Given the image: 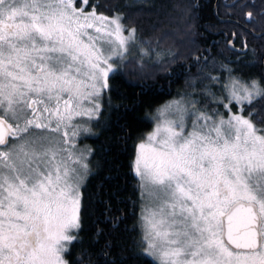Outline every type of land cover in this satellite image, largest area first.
<instances>
[{
    "label": "snow or ice",
    "instance_id": "6c2138e0",
    "mask_svg": "<svg viewBox=\"0 0 264 264\" xmlns=\"http://www.w3.org/2000/svg\"><path fill=\"white\" fill-rule=\"evenodd\" d=\"M179 6L194 46L185 56L152 23L156 0H139L148 29L98 0H0V264H264V62L237 51L244 36L247 52L246 27L223 50L202 47L199 0ZM223 7L243 25L264 20V0L258 12L249 0ZM177 70L180 100L156 110L174 107V118L137 138L128 165L134 191L152 198L132 228L139 238L119 242L129 216L114 196L96 238L81 237L84 189L101 162L80 140L118 125L117 78L132 77L136 97Z\"/></svg>",
    "mask_w": 264,
    "mask_h": 264
},
{
    "label": "trees",
    "instance_id": "16d2710c",
    "mask_svg": "<svg viewBox=\"0 0 264 264\" xmlns=\"http://www.w3.org/2000/svg\"><path fill=\"white\" fill-rule=\"evenodd\" d=\"M100 1L101 3L106 2L118 5L127 14H129V10L134 11L133 18H129L130 22H135L138 26L145 29L149 28L148 19L138 11L139 0L133 3H129L127 0ZM215 1L199 0L201 10L197 13L199 19L195 21L197 25L196 33L194 34L196 42L202 47L212 42H219L217 47L223 50L225 42L233 39L232 33L240 32L242 28L246 27L249 30V34L246 37L247 52L245 53L242 49V44L245 40L244 36L236 37V49L242 59L248 64H256L257 61L263 62L264 37L260 35L255 36V34L264 32V20L256 16L252 24L243 25V22L236 15L229 16L227 14L231 12V9L223 7L225 2L231 3V0H218L219 8H217L218 3L215 5ZM182 2L183 0H156L157 7L151 14V21L152 23L158 22V32L165 29L171 31L164 32L170 37V41L166 40L164 42L165 45H171L174 50H179L177 51L181 56H185L191 50H194V46L188 44V40L183 33L182 10L179 6ZM249 2L256 5L254 11L258 12L261 0H249ZM237 24H240V27H237ZM178 37L181 42L186 43L189 48L188 52L182 53L184 50L183 44L175 41ZM179 46L180 48H178ZM225 55H228V53H225ZM232 58L234 59L235 57ZM131 79L133 78L126 75L124 80L117 78L114 81L116 87L111 93V103L113 106L120 105L121 107L118 112H113L110 120L115 122L119 117L118 125L109 123L102 132L98 128L93 129L95 132H100L98 138L86 139L88 144L97 150V156L93 159L94 161L99 160L101 166L98 174L89 180L87 187L84 189L85 211L87 215L84 223L85 231L81 233V237L85 239L96 238L95 229L104 226L102 223L106 215L104 202L110 196H114L115 199L123 201L118 206L121 209H127L126 214L129 216V219L125 221L124 225H121V228L126 226L128 231L123 233L125 239L119 242L123 244L127 241L129 247L133 240L139 238V227H137L136 232H133L132 228L137 217L140 215L142 207L141 193L139 189L134 191L135 181L128 167L133 144L138 137H143L152 128V115L155 109L168 99L179 96L178 93L183 91L184 75L180 70H177L176 74L171 78L172 82H169L167 79L149 80L147 82L149 87L145 90L147 94L137 95L136 97H133L132 93L139 94L140 89L128 86L127 81ZM107 99L108 97L106 96V106ZM118 126H123L124 133L128 134L126 139L123 133L117 131ZM117 137L120 138L118 139ZM133 202H135V215H133ZM122 254L126 256L131 255L130 252ZM128 264H138V262L129 260Z\"/></svg>",
    "mask_w": 264,
    "mask_h": 264
},
{
    "label": "rangeland",
    "instance_id": "374dc122",
    "mask_svg": "<svg viewBox=\"0 0 264 264\" xmlns=\"http://www.w3.org/2000/svg\"><path fill=\"white\" fill-rule=\"evenodd\" d=\"M106 1H108V0H106ZM113 1V0H112ZM135 1H137V0H127V2H129V3H133V2H135ZM99 2H101L100 0H99ZM103 3H105V2H103ZM126 3V2H125ZM106 4H108V3H106ZM109 4H111V3H109ZM129 12V14H128V18H130V19H132L133 18V12L134 11H128ZM137 14V13H136ZM130 19H129V21H130ZM163 32H171L170 30H164ZM166 40H168V41H170V37H168ZM177 43H179V44H183L182 45V47H184V50L182 51V53H185V52H188L189 51V48H188V46L186 45V43H184V42H181L180 41V38L178 37L176 40H175ZM178 48H180V46L178 47ZM178 50V49H177ZM176 50V51H177ZM179 51V50H178ZM180 100V97L179 96H177V97H172V98H170V99H168L166 102H164L162 105H160L159 107H157L156 109H155V111H154V113H153V115H152V121H153V123H152V128L150 129V131H148V132H146L144 135H143V137H144V139L145 140H147V134L148 133H150V132H152L153 130H154V128L156 127V123H157V120H159L161 123H163L164 121H166V120H170V119H173L174 118V113H175V109H174V107H173V109L171 110V111H167V112H164V114L163 115H161V113L160 112H157L156 110L158 109V108H160L161 110H163V106L167 103V102H169V101H179ZM86 142H87V140L86 139H81L80 140V147H83L85 144H86ZM87 144H88V142H87ZM89 145V144H88ZM90 146V145H89ZM144 205H147L149 208H151L153 205H152V198L151 197H149V196H147V195H145V197H144V200L142 201V206H144ZM142 208V207H141ZM140 213H141V211H140Z\"/></svg>",
    "mask_w": 264,
    "mask_h": 264
},
{
    "label": "water",
    "instance_id": "95a60500",
    "mask_svg": "<svg viewBox=\"0 0 264 264\" xmlns=\"http://www.w3.org/2000/svg\"><path fill=\"white\" fill-rule=\"evenodd\" d=\"M217 3H218V0L215 1V5H217ZM225 20H227V19H225ZM259 35H260V33L259 34H255V36H259Z\"/></svg>",
    "mask_w": 264,
    "mask_h": 264
},
{
    "label": "bare ground",
    "instance_id": "6f19581e",
    "mask_svg": "<svg viewBox=\"0 0 264 264\" xmlns=\"http://www.w3.org/2000/svg\"><path fill=\"white\" fill-rule=\"evenodd\" d=\"M263 62H264V59H263Z\"/></svg>",
    "mask_w": 264,
    "mask_h": 264
}]
</instances>
